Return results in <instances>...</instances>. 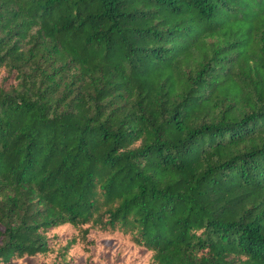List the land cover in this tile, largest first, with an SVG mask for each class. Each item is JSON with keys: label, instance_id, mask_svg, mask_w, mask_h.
I'll list each match as a JSON object with an SVG mask.
<instances>
[{"label": "trees", "instance_id": "16d2710c", "mask_svg": "<svg viewBox=\"0 0 264 264\" xmlns=\"http://www.w3.org/2000/svg\"><path fill=\"white\" fill-rule=\"evenodd\" d=\"M260 0H0V264H264Z\"/></svg>", "mask_w": 264, "mask_h": 264}, {"label": "rangeland", "instance_id": "374dc122", "mask_svg": "<svg viewBox=\"0 0 264 264\" xmlns=\"http://www.w3.org/2000/svg\"><path fill=\"white\" fill-rule=\"evenodd\" d=\"M260 2V6L263 8V10H264V0H260L259 1ZM263 21H264V18H263Z\"/></svg>", "mask_w": 264, "mask_h": 264}]
</instances>
